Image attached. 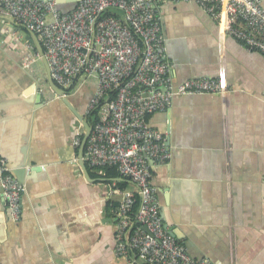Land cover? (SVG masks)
<instances>
[{
	"label": "crops",
	"instance_id": "obj_1",
	"mask_svg": "<svg viewBox=\"0 0 264 264\" xmlns=\"http://www.w3.org/2000/svg\"><path fill=\"white\" fill-rule=\"evenodd\" d=\"M76 2L57 8L73 10ZM154 10L174 84L218 78L231 86L224 94L175 96L151 116L171 153L153 176L161 219L194 258L264 264V55L222 31L195 0ZM19 29L0 18V156L24 168L25 185L19 221L0 194V264H141L114 253L121 195L110 192L134 185L87 165L93 180H86L66 107L59 99L32 105L31 84L44 86L45 73L36 61L21 64L28 43ZM83 86L93 90L95 79Z\"/></svg>",
	"mask_w": 264,
	"mask_h": 264
},
{
	"label": "built area",
	"instance_id": "obj_2",
	"mask_svg": "<svg viewBox=\"0 0 264 264\" xmlns=\"http://www.w3.org/2000/svg\"><path fill=\"white\" fill-rule=\"evenodd\" d=\"M166 1L188 0H77L69 12L60 11L55 0H0V18L36 34L52 80L67 94L85 79H95L83 159L90 168H115L134 185L133 190L110 192L121 195L114 213L115 255L141 264H213L192 257L164 226L153 176L171 153L166 133L154 128L150 118L170 108L175 96L224 94L231 86L218 78L172 82L154 10ZM195 1L222 31L264 55L263 0ZM37 58L26 44L23 67ZM83 133L74 128L73 146L80 145ZM24 192L25 185L0 157V194L13 221H19Z\"/></svg>",
	"mask_w": 264,
	"mask_h": 264
},
{
	"label": "water",
	"instance_id": "obj_3",
	"mask_svg": "<svg viewBox=\"0 0 264 264\" xmlns=\"http://www.w3.org/2000/svg\"><path fill=\"white\" fill-rule=\"evenodd\" d=\"M55 1H56L57 5H59L60 2H62V0H55ZM73 1H77V0H73ZM71 10H68V11L62 10V12H69ZM7 20H9L12 24H14V22L12 20H10V19H7ZM19 32H20V34L23 35L22 39L25 42H27L31 46V48H33L35 50V52L38 54V58H37L36 62H38L39 64H41L43 66L44 73H45V85L44 86H40V84H35L34 82H32V84H31V89L35 88L34 104H32V105H33L34 109L37 110L43 104L49 103V102L53 101L54 99H59L61 101V103L66 108H68L74 114V116L76 118H78V120L81 121V123L84 127V133H83V136L81 138L80 145L78 146V161L77 162H78L80 169L82 171V174L84 175L86 180H93L89 175V171H88L87 166L85 164V161L83 159L85 144H86L87 137L89 136L90 131H91V125L86 120H84L82 118V116L80 115V113L76 109L73 108L72 104L69 101L70 99L68 98L69 95H67L66 91L64 89L58 87L55 84V82L52 80V78L50 76L49 66H48L46 57L44 55L43 48H42L38 38L36 37V34L33 31L26 30L22 27H20ZM47 91H49L51 94H48ZM168 143H169L168 142V136L166 134V144L168 145ZM20 167H24V166H20ZM23 169L24 168H20L17 170L15 168L12 169L14 176L17 178V180L20 183H21V181L19 180L18 177H19L20 173H23ZM31 169L33 170L35 168L32 167V168H30V170ZM39 169H40V167H39ZM7 211L9 212L8 208H7ZM9 217H10V212H9ZM164 226H165V228L168 229V233L170 235H172L173 237H175L178 240L181 239L180 233L178 230H176V228H174L172 226L168 228L167 224H164ZM144 230L147 231L145 227H144Z\"/></svg>",
	"mask_w": 264,
	"mask_h": 264
},
{
	"label": "flooded vegetation",
	"instance_id": "obj_4",
	"mask_svg": "<svg viewBox=\"0 0 264 264\" xmlns=\"http://www.w3.org/2000/svg\"><path fill=\"white\" fill-rule=\"evenodd\" d=\"M43 85H45V81L43 80ZM48 94H51L49 91H47ZM93 90H91L89 87L85 88L82 87L81 89L77 90L74 94L69 96L70 103L72 104L73 108L76 109L82 118L86 120L89 124L91 123L89 112L87 113V106L88 103L92 97ZM69 95V94H67ZM66 111L68 112L69 118L74 119V126L79 127L82 132H84V127L78 118L74 116V114L66 108Z\"/></svg>",
	"mask_w": 264,
	"mask_h": 264
},
{
	"label": "trees",
	"instance_id": "obj_5",
	"mask_svg": "<svg viewBox=\"0 0 264 264\" xmlns=\"http://www.w3.org/2000/svg\"><path fill=\"white\" fill-rule=\"evenodd\" d=\"M112 95V94H111ZM106 169V175L107 176H116L118 174L117 170L113 167H110V168H105Z\"/></svg>",
	"mask_w": 264,
	"mask_h": 264
},
{
	"label": "rangeland",
	"instance_id": "obj_6",
	"mask_svg": "<svg viewBox=\"0 0 264 264\" xmlns=\"http://www.w3.org/2000/svg\"><path fill=\"white\" fill-rule=\"evenodd\" d=\"M82 87H84V86H81L79 89H81ZM79 89H78V90H79Z\"/></svg>",
	"mask_w": 264,
	"mask_h": 264
}]
</instances>
